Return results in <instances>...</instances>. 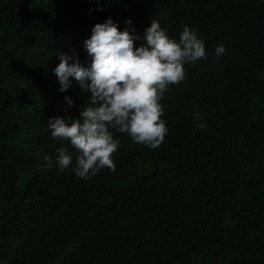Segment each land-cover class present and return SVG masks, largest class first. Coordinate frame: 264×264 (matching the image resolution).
<instances>
[{"label":"trees","instance_id":"1","mask_svg":"<svg viewBox=\"0 0 264 264\" xmlns=\"http://www.w3.org/2000/svg\"><path fill=\"white\" fill-rule=\"evenodd\" d=\"M96 7L0 0V264H264V0ZM109 17L119 30L131 19L141 36L157 20L177 40L187 25L207 58L168 86L158 148L112 130L115 171L84 179L71 166L45 169L43 155L61 147L75 160L47 118H78L88 95L75 83L58 91L56 55L74 50L87 62L83 41Z\"/></svg>","mask_w":264,"mask_h":264},{"label":"clouds","instance_id":"2","mask_svg":"<svg viewBox=\"0 0 264 264\" xmlns=\"http://www.w3.org/2000/svg\"><path fill=\"white\" fill-rule=\"evenodd\" d=\"M95 2V10L101 11L100 0ZM83 49L87 62L81 63L74 50L60 52L51 71L59 92L66 93L75 83L81 95L88 94L84 107L78 108V118L57 115L48 117L46 124L52 138L71 145L75 160L68 148L61 147L55 157L43 155L42 167L63 172L71 166L76 177L91 179L104 168L116 169L112 154L120 140L112 130L127 134L133 143L159 147L168 133L160 101L169 85L184 81L185 64L207 57L196 30L185 25L177 40L154 19L141 36L131 19L119 30L109 17L91 28ZM225 51L224 45H218L214 55L219 59ZM63 105L65 111L71 109L72 97L64 95Z\"/></svg>","mask_w":264,"mask_h":264}]
</instances>
